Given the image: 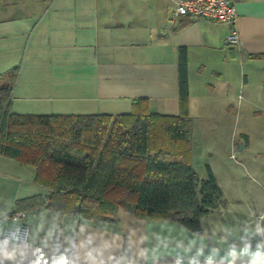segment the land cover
<instances>
[{
  "label": "crops",
  "instance_id": "1",
  "mask_svg": "<svg viewBox=\"0 0 264 264\" xmlns=\"http://www.w3.org/2000/svg\"><path fill=\"white\" fill-rule=\"evenodd\" d=\"M177 1L0 0V75L18 70L10 110L120 114L145 98L152 112L177 114L178 49L184 47L191 163L204 178L206 163L205 175L195 166L204 151L195 143L197 131L232 130L235 145L239 119L264 116V0H235L234 26L174 17ZM233 27L238 46L225 43ZM230 145L223 143L224 151ZM210 168L226 203L202 218L200 233L123 208L88 219L44 202L20 210L27 241L0 239V264H264V187L236 185L231 167ZM34 175L33 166L0 154V214L11 213L19 199L46 201Z\"/></svg>",
  "mask_w": 264,
  "mask_h": 264
},
{
  "label": "trees",
  "instance_id": "2",
  "mask_svg": "<svg viewBox=\"0 0 264 264\" xmlns=\"http://www.w3.org/2000/svg\"><path fill=\"white\" fill-rule=\"evenodd\" d=\"M15 68L0 75V154L35 168L46 191L19 199L11 213L46 207L104 219L119 208L145 220H171L193 233L226 203L206 164L192 166L187 54L178 49L179 112L156 113L139 98L129 113H15L10 110Z\"/></svg>",
  "mask_w": 264,
  "mask_h": 264
},
{
  "label": "rangeland",
  "instance_id": "3",
  "mask_svg": "<svg viewBox=\"0 0 264 264\" xmlns=\"http://www.w3.org/2000/svg\"><path fill=\"white\" fill-rule=\"evenodd\" d=\"M204 74H202V77ZM246 116L245 119V116L241 117L235 126L233 133V138L237 143L235 145H230L232 130H223L218 135L213 130L197 131V136H194L195 143H197L198 151L199 148L204 150L202 159L195 161L196 169L200 174L205 175V163L209 166L210 164L213 165L217 173L221 169L231 167L233 169L231 175H233L236 185L241 187H264V177L259 174L264 171V116L259 118H254L252 115ZM246 136L247 142L244 141ZM223 143H229L231 147L229 146L224 151ZM239 162H244L245 166L243 167ZM218 166L220 167L218 168ZM220 174L219 176H221ZM223 175L227 177V173L224 172ZM219 178L221 179V177ZM210 218L211 221L215 219L214 216H210ZM203 222L205 223V220ZM216 228H219V225H216Z\"/></svg>",
  "mask_w": 264,
  "mask_h": 264
},
{
  "label": "built area",
  "instance_id": "4",
  "mask_svg": "<svg viewBox=\"0 0 264 264\" xmlns=\"http://www.w3.org/2000/svg\"><path fill=\"white\" fill-rule=\"evenodd\" d=\"M173 16L206 19L234 26L238 12L235 0H178L174 7ZM225 43L235 46L240 44V37L235 27L225 38ZM25 214V211H16L7 215L0 214V239L15 242L27 241L28 229L20 222Z\"/></svg>",
  "mask_w": 264,
  "mask_h": 264
}]
</instances>
